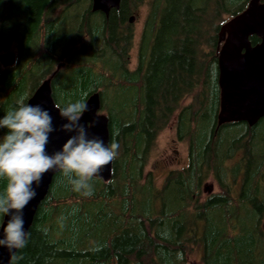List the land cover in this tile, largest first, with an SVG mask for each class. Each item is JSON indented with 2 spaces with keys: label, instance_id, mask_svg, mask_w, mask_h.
<instances>
[{
  "label": "trees",
  "instance_id": "16d2710c",
  "mask_svg": "<svg viewBox=\"0 0 264 264\" xmlns=\"http://www.w3.org/2000/svg\"><path fill=\"white\" fill-rule=\"evenodd\" d=\"M251 1L121 0L105 16L92 0H0V39L4 27L18 38L25 15V51L11 66L0 62V119L61 63L56 105L99 91L109 143L120 145L111 179L95 177L90 197L53 176L14 264H188L194 248L201 264H264V118L218 124L221 28ZM144 5L130 69L129 19ZM172 121L187 164L158 186L144 168ZM210 177L219 190L203 194ZM5 186L0 179V193Z\"/></svg>",
  "mask_w": 264,
  "mask_h": 264
},
{
  "label": "clouds",
  "instance_id": "9594fccd",
  "mask_svg": "<svg viewBox=\"0 0 264 264\" xmlns=\"http://www.w3.org/2000/svg\"><path fill=\"white\" fill-rule=\"evenodd\" d=\"M26 99V94L20 96L17 106L0 119V129H7L0 137V179L6 180L0 193V214L8 218L0 247L7 248L10 264L17 258L16 251L27 245L30 234L24 228L23 210L37 196L36 189L41 186L44 175L59 171L72 191L90 197L93 179L116 160L120 147L114 139L105 145L100 137L89 138V124L86 127L80 123L88 110L82 98L63 108L57 106L61 118L67 121L60 131L75 134L61 150L49 154L50 135L57 131L53 117L40 104L25 103Z\"/></svg>",
  "mask_w": 264,
  "mask_h": 264
},
{
  "label": "water",
  "instance_id": "95a60500",
  "mask_svg": "<svg viewBox=\"0 0 264 264\" xmlns=\"http://www.w3.org/2000/svg\"><path fill=\"white\" fill-rule=\"evenodd\" d=\"M121 0H92V11H100L105 16L111 9L118 8ZM133 16L129 21L132 22ZM257 35L260 42L252 45L249 36ZM222 44L218 53L219 86L225 94L233 113L232 119L245 120L254 124L259 116L264 115V2L251 4L238 14L231 17L221 28ZM16 54L9 50L0 55L3 66L15 63ZM56 70L43 79L34 90L26 103L40 104L53 117L54 127L57 129L50 135L47 146L49 154L61 150L62 145L75 133L60 131L61 125L67 121L61 118L53 96L51 81ZM85 102L88 110L83 114L80 123L88 128L89 138L96 136L103 139L105 145L109 143L108 116L100 112L101 99L99 91L90 93ZM59 171H50L43 177L41 186L36 189L37 196L23 210L25 231L28 232L39 204L47 195L53 176ZM112 177V163L106 166L96 176L103 181ZM35 187V185H34ZM7 217L3 215L0 224V238H3V227ZM0 264H10V254L5 247H0Z\"/></svg>",
  "mask_w": 264,
  "mask_h": 264
},
{
  "label": "rangeland",
  "instance_id": "374dc122",
  "mask_svg": "<svg viewBox=\"0 0 264 264\" xmlns=\"http://www.w3.org/2000/svg\"><path fill=\"white\" fill-rule=\"evenodd\" d=\"M260 0H252L251 4H258ZM147 11V7H140L139 11L136 12L133 16L131 24L133 25L134 35H133V45L130 50V59H129V68L134 69L137 61V45L139 41L140 31L144 21V17ZM4 18V16H2ZM5 19V18H4ZM18 19L20 21L19 27V36L18 38L10 39V31L7 32L5 27L3 28V37L0 39V46H3L5 49L0 51V55L5 51H13L16 56L18 55V50L21 46V36L23 34V25L25 23V15L23 12L18 14ZM12 40V41H11ZM8 46V48H6ZM20 51H25L20 49ZM66 69L62 70V73L66 75ZM118 92H113V97L117 99ZM120 99V97H119ZM189 99H186L185 102H188ZM228 104L224 98L221 97V110H226ZM100 112L106 114V111L103 108H100ZM2 134L0 137H3ZM187 143L184 141H179L175 135L174 121L170 122L156 138L155 145L151 150L147 164L145 165L144 171L150 172L155 179L156 185L160 186L169 170L180 169L187 164ZM204 187L206 191L203 192H216L219 190L217 181L212 177L208 178L205 182ZM260 223L264 225V215L261 218ZM188 264H201V254L197 248H194L188 256Z\"/></svg>",
  "mask_w": 264,
  "mask_h": 264
},
{
  "label": "flooded vegetation",
  "instance_id": "af4514ba",
  "mask_svg": "<svg viewBox=\"0 0 264 264\" xmlns=\"http://www.w3.org/2000/svg\"><path fill=\"white\" fill-rule=\"evenodd\" d=\"M261 2H259L258 4H260V3H263L262 2V0H260ZM251 5V4H250ZM220 35H221V32H220ZM251 36V35H250ZM221 39H222V37H221ZM260 40H261V38H260ZM260 40H259V42H260ZM251 42V41H250ZM259 42H257V43H259ZM257 43H255V44H257ZM252 44V43H251ZM255 44H252V45H255ZM60 64V63H59ZM59 64H57L56 65V68L58 67V65ZM61 67V66H60ZM59 67V68H60ZM59 70V69H58ZM218 70H219V68H218ZM219 78V77H218ZM219 83V82H218ZM222 96H224V98H225V100H226V97H225V94L221 91V97ZM226 102H227V104H228V108L226 109V110H221V99H220V106H219V108H218V124H221V123H223V122H227V121H235V119H232V113H233V111H232V109H231V107H230V105H229V103H228V101L226 100ZM262 118H264V115H261V116H259V118L256 120V122L254 123V124H249L247 121H245V120H242V121H245L248 125H250V126H253V125H256L257 124V122L260 120V119H262ZM218 128V127H217ZM204 189V191H206V187H204L203 188ZM212 192V191H211ZM206 193H209V192H206Z\"/></svg>",
  "mask_w": 264,
  "mask_h": 264
}]
</instances>
